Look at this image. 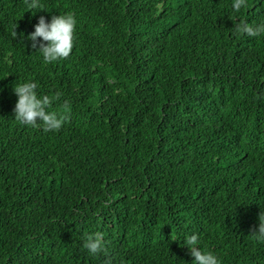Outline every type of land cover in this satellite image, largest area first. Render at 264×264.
Listing matches in <instances>:
<instances>
[{
  "label": "trees",
  "instance_id": "obj_1",
  "mask_svg": "<svg viewBox=\"0 0 264 264\" xmlns=\"http://www.w3.org/2000/svg\"><path fill=\"white\" fill-rule=\"evenodd\" d=\"M233 2L0 0V264H192V233L264 264V34L235 29L264 0ZM65 13L73 49L46 63L27 34ZM28 79L59 130L15 119Z\"/></svg>",
  "mask_w": 264,
  "mask_h": 264
},
{
  "label": "clouds",
  "instance_id": "obj_2",
  "mask_svg": "<svg viewBox=\"0 0 264 264\" xmlns=\"http://www.w3.org/2000/svg\"><path fill=\"white\" fill-rule=\"evenodd\" d=\"M246 0H234L233 8L240 9L245 6ZM77 20L74 14H53L50 18L41 15L34 24V30L27 34L31 46L39 50L43 61L51 63L62 57H67L74 44V33ZM238 33H246L248 36L264 34V20L258 23L238 21L235 24ZM39 85L36 80L28 79L14 85L17 96L13 109L15 119L31 126H43L46 131L59 130L64 123L65 116L56 111H49L51 98L47 94H39ZM57 96L59 93L56 94ZM253 233L257 238L264 239V212L260 214V223ZM190 254L194 257L192 264H221V260L212 250L201 246V238L198 233L188 234L184 238ZM84 247L91 253H99L105 249V241L100 232L87 236Z\"/></svg>",
  "mask_w": 264,
  "mask_h": 264
}]
</instances>
